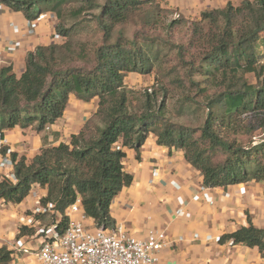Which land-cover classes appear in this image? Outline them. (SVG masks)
I'll use <instances>...</instances> for the list:
<instances>
[{
	"label": "trees",
	"instance_id": "trees-1",
	"mask_svg": "<svg viewBox=\"0 0 264 264\" xmlns=\"http://www.w3.org/2000/svg\"><path fill=\"white\" fill-rule=\"evenodd\" d=\"M68 1L0 0L27 21L52 13L58 20L55 32L62 39L29 52L19 76L11 65L0 67V134L15 127L43 130L64 116L71 94L81 101L97 99L96 112L68 143L42 148L30 161L11 154L13 178L0 179V203L19 204L37 186L46 189L40 206L51 205L54 213L62 215L59 232L67 227L64 212L77 197L96 226L112 228L110 203L132 182L122 170V149L138 153L149 134L158 146L181 150L208 188L251 181L264 186V142L243 145L234 137L239 131L251 134L264 127V53L260 51L264 0L228 2L201 12L191 22L188 49L179 48L175 63L167 58L169 47L145 34L128 39L119 29L112 38L116 27L137 14L157 22L161 0H105L102 5L83 0L90 8L70 10L69 17L76 19L85 10L96 9L94 18L102 33L98 44L71 39L83 22L65 26L68 14L63 7ZM132 73L154 74L149 88L137 92L140 102L133 110L130 99L135 92L125 84ZM249 75L254 83L248 81ZM170 82L178 89L197 90L205 101L201 127H185L166 118ZM192 102L184 99V105ZM247 222L219 242L257 248L264 260V228L254 227L249 218ZM33 233L31 227L20 228V235ZM7 255L0 251V260Z\"/></svg>",
	"mask_w": 264,
	"mask_h": 264
},
{
	"label": "crops",
	"instance_id": "crops-1",
	"mask_svg": "<svg viewBox=\"0 0 264 264\" xmlns=\"http://www.w3.org/2000/svg\"><path fill=\"white\" fill-rule=\"evenodd\" d=\"M241 0H198L200 8L219 9L228 2ZM34 34L28 32L27 20L7 7L0 10V67L11 65L19 76L25 68V57L35 47L57 43L52 13L43 12ZM25 33L19 46L6 44L17 38L12 29ZM261 49V48H260ZM97 99L81 101L69 95L64 116L41 131L34 126L15 127L3 133L8 147L18 157L30 161L42 148L68 143L96 112ZM122 170L132 177L130 185L112 199L109 214L113 225H122L126 233L145 240L148 230L163 231L167 246L160 252V264H263L257 248L232 244L219 238L247 226L264 228V186L262 182L243 183L245 191L238 192V184L208 188L199 172L185 162L181 150L158 146L149 134L138 153L122 149ZM13 173V168L0 170ZM46 189L33 187L19 204L0 203V264H35L34 250L41 243L37 231L59 221V213L36 214ZM184 200V213L177 215V198ZM211 197L213 202H207ZM42 207V206H41ZM21 226L34 229L32 235H20ZM20 241L21 245H16Z\"/></svg>",
	"mask_w": 264,
	"mask_h": 264
},
{
	"label": "built area",
	"instance_id": "built-area-1",
	"mask_svg": "<svg viewBox=\"0 0 264 264\" xmlns=\"http://www.w3.org/2000/svg\"><path fill=\"white\" fill-rule=\"evenodd\" d=\"M4 6L0 2V10ZM39 14L33 21H27L28 32L34 34L38 22L44 18ZM55 16L52 17L55 20ZM17 36L12 41L5 39L6 44L19 46L25 33L18 27L12 29ZM46 128V127H45ZM8 141L0 134V170L12 169V150L7 146ZM3 178H13V173L4 174ZM238 192L245 191L243 183L238 184ZM212 203L211 197L207 198ZM177 215L184 213V200L177 198ZM52 206L38 207L35 213H50ZM68 220L67 227L59 232L57 226L62 220L54 222L48 227L37 231L41 239L40 246L34 250L35 264H160V252L167 246L166 235L163 231L148 230L146 239L139 240L126 233L122 225H113L112 228L96 226L88 218L79 197L70 204L64 212ZM16 245H21L20 241Z\"/></svg>",
	"mask_w": 264,
	"mask_h": 264
},
{
	"label": "rangeland",
	"instance_id": "rangeland-1",
	"mask_svg": "<svg viewBox=\"0 0 264 264\" xmlns=\"http://www.w3.org/2000/svg\"><path fill=\"white\" fill-rule=\"evenodd\" d=\"M105 0H95V4L102 5ZM198 0H161L160 12L158 14L157 22L144 20L140 14H137L133 20L126 24L119 25L114 29L112 38L114 40L119 29L123 35L132 39L135 33L145 34L149 38L156 39L161 44H165L169 47L168 59L170 63L176 62V56L180 47L188 49V43L191 38V22L200 18V13L211 9L200 8L202 6L197 5ZM84 6L85 9L90 8V3L83 0H69L64 5V14H68V19L65 21V26L69 27L73 23L82 21L77 27V30L71 34V39L74 42L84 43H100L102 40V33L99 32L94 15L98 12L96 9L90 11L85 10L79 18L70 19L69 11ZM55 16V15H54ZM56 17V16H55ZM58 20L56 19V23ZM55 23V24H56ZM62 39L57 41L61 43ZM164 50V49H163ZM193 49H191V52ZM260 51L264 53V46ZM154 74L142 77L134 73L129 74L125 79V84L128 88L132 89L135 94L131 95L130 109L133 110V106L140 102V96L137 92H141L151 85L152 76ZM249 82L254 83L252 75L247 76ZM171 86L168 88V99L166 101V118L173 123L184 125L189 128H199L205 119L206 109L205 101L198 96L197 90L190 89H178L175 82H170ZM188 97L193 99L190 104L184 105V99ZM160 96L158 97V102ZM182 107V108H181ZM240 144L251 145L264 142V127L257 129L253 133H246L244 130L239 131L234 136ZM231 137V138H234ZM52 216L47 213L46 216Z\"/></svg>",
	"mask_w": 264,
	"mask_h": 264
}]
</instances>
